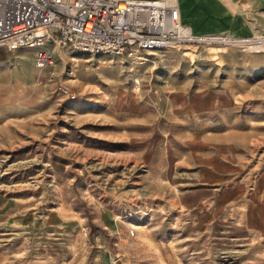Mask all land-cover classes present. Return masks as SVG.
I'll return each mask as SVG.
<instances>
[{"label": "rangeland", "instance_id": "374dc122", "mask_svg": "<svg viewBox=\"0 0 264 264\" xmlns=\"http://www.w3.org/2000/svg\"><path fill=\"white\" fill-rule=\"evenodd\" d=\"M49 43L42 70L33 48L6 62L32 80L6 106L0 180L70 225L0 231V264H264V59L229 69L224 39Z\"/></svg>", "mask_w": 264, "mask_h": 264}, {"label": "built area", "instance_id": "2783aa9c", "mask_svg": "<svg viewBox=\"0 0 264 264\" xmlns=\"http://www.w3.org/2000/svg\"><path fill=\"white\" fill-rule=\"evenodd\" d=\"M204 39H224L264 52V34L243 38L193 34L180 20L177 0H0V45L35 47L38 68L54 62L47 42L91 53L130 54Z\"/></svg>", "mask_w": 264, "mask_h": 264}, {"label": "crops", "instance_id": "0c3cea01", "mask_svg": "<svg viewBox=\"0 0 264 264\" xmlns=\"http://www.w3.org/2000/svg\"><path fill=\"white\" fill-rule=\"evenodd\" d=\"M177 3L181 22L188 25L197 35L243 38L264 34V0H177ZM46 45L51 49L55 48L49 42ZM225 45L221 61L229 69L244 68L251 62L253 67H256V64L264 59V52L247 51L246 55L238 53L237 51L244 50L235 44L225 43ZM26 48H33L32 53L35 54V47ZM26 51L25 49L22 53ZM14 53L13 49L0 46V144L3 143L6 117H11L13 114V110L6 106L13 104L15 99L13 92L21 86V81L32 80L31 77L26 76L22 79L21 67H9L6 64L12 58H16ZM22 53H20L21 57H23ZM53 213L51 216L47 214L39 218L29 211H22L19 197L9 195L0 180V231L2 233L29 229L50 238L57 229L60 232L66 231L70 225L69 220L60 212ZM109 259L114 261L112 256Z\"/></svg>", "mask_w": 264, "mask_h": 264}, {"label": "bare ground", "instance_id": "6f19581e", "mask_svg": "<svg viewBox=\"0 0 264 264\" xmlns=\"http://www.w3.org/2000/svg\"><path fill=\"white\" fill-rule=\"evenodd\" d=\"M192 33H193V31H192ZM193 34H196V33H193ZM0 46H4V45H0ZM39 69H41V70H42L43 68H39Z\"/></svg>", "mask_w": 264, "mask_h": 264}]
</instances>
